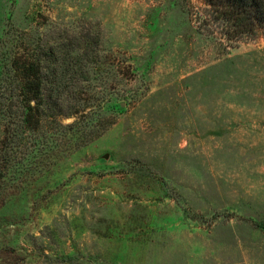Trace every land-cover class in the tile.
<instances>
[{"label": "rangeland", "instance_id": "1", "mask_svg": "<svg viewBox=\"0 0 264 264\" xmlns=\"http://www.w3.org/2000/svg\"><path fill=\"white\" fill-rule=\"evenodd\" d=\"M192 6L0 0L1 262L264 264V34L226 48Z\"/></svg>", "mask_w": 264, "mask_h": 264}, {"label": "trees", "instance_id": "2", "mask_svg": "<svg viewBox=\"0 0 264 264\" xmlns=\"http://www.w3.org/2000/svg\"><path fill=\"white\" fill-rule=\"evenodd\" d=\"M200 3L201 6L190 8L189 16L198 23L201 32L226 48L264 34V0H200ZM11 67L18 80L12 97L19 101L21 122L26 128L37 130L44 117L40 110L43 102L40 72L27 57H15ZM57 115L62 116L63 112ZM9 160L6 154L0 155V166ZM0 264L15 263L0 261Z\"/></svg>", "mask_w": 264, "mask_h": 264}]
</instances>
